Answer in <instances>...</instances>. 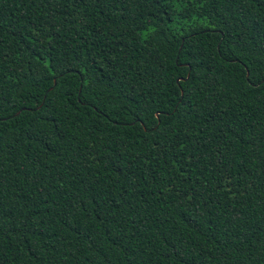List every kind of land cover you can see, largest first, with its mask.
I'll return each mask as SVG.
<instances>
[{
  "label": "trees",
  "instance_id": "trees-1",
  "mask_svg": "<svg viewBox=\"0 0 264 264\" xmlns=\"http://www.w3.org/2000/svg\"><path fill=\"white\" fill-rule=\"evenodd\" d=\"M0 264H264V0H0Z\"/></svg>",
  "mask_w": 264,
  "mask_h": 264
}]
</instances>
